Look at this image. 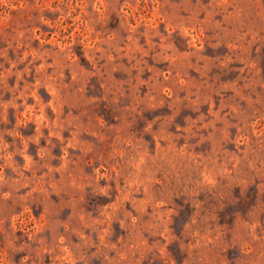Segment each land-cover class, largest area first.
<instances>
[{"label":"clouds","instance_id":"clouds-1","mask_svg":"<svg viewBox=\"0 0 264 264\" xmlns=\"http://www.w3.org/2000/svg\"><path fill=\"white\" fill-rule=\"evenodd\" d=\"M0 264H264V0H0Z\"/></svg>","mask_w":264,"mask_h":264}]
</instances>
